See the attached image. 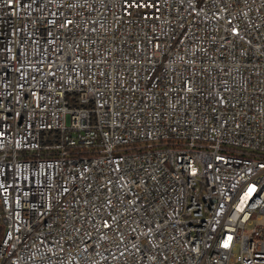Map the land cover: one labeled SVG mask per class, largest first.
<instances>
[{"label":"built area","instance_id":"1","mask_svg":"<svg viewBox=\"0 0 264 264\" xmlns=\"http://www.w3.org/2000/svg\"><path fill=\"white\" fill-rule=\"evenodd\" d=\"M0 264H264V0H0Z\"/></svg>","mask_w":264,"mask_h":264},{"label":"trees","instance_id":"2","mask_svg":"<svg viewBox=\"0 0 264 264\" xmlns=\"http://www.w3.org/2000/svg\"><path fill=\"white\" fill-rule=\"evenodd\" d=\"M0 234H1V228H0Z\"/></svg>","mask_w":264,"mask_h":264}]
</instances>
